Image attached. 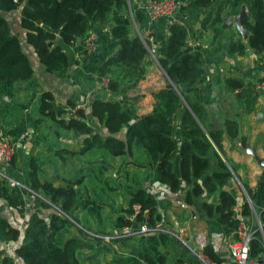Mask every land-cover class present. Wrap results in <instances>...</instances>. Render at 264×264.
Wrapping results in <instances>:
<instances>
[{
	"label": "trees",
	"instance_id": "obj_1",
	"mask_svg": "<svg viewBox=\"0 0 264 264\" xmlns=\"http://www.w3.org/2000/svg\"><path fill=\"white\" fill-rule=\"evenodd\" d=\"M134 1L145 3L146 0H0V85L11 95L17 89L16 84L23 85L19 83L29 80L34 73L21 42V31H13L8 17L1 12H19V29H22L24 40L31 45L42 69L52 76L63 77L69 70L67 47L84 40L92 31L93 24H109L113 12L121 13ZM214 2L191 0L181 5L180 10L197 19ZM243 5L247 8V16L241 19V26L247 32L246 42L230 39L227 52L243 55L248 48L259 54L264 50V0H220L209 29L213 37L222 36L223 16L227 13L232 17L237 15ZM131 29L127 23L110 26V36L118 40V47L97 67L98 72L109 77L108 87L112 93L146 73L144 60L152 50V43L137 34L130 35ZM167 30V35L159 40L156 50V60L166 77L165 85L155 92L157 102L154 110L137 120L132 119L118 98L99 95L82 108H76L75 102L68 101V108H76L73 115H68L67 108L54 109L51 91L38 93L35 101L38 113L36 122L40 125L42 121L49 120L60 129L71 131L75 137H79L78 143L72 146L63 144L55 137L48 141L50 133L41 131L37 138L47 140L53 147L52 155L46 161L43 154L35 153V146H31L27 155L28 190L20 184L11 186L8 176L0 177V264H14L13 256L5 253V245L19 238L21 242L14 253L24 264H80L76 250L83 244L76 237H65L64 232L67 226L73 225L72 219L77 221L74 212L84 206L75 188L83 176L70 185L55 184L44 166L51 167V158L65 163L91 149L106 151L112 156L130 155L132 142L139 143L153 162L158 184L175 194L184 187L183 201L194 206L197 212L203 210L204 219H213L217 223L221 231L216 237L212 231L207 234L204 253L214 262H234L229 248H223L224 240L235 236L238 225L232 211L237 197L227 188L234 168L222 160L214 145L222 151L224 133L231 140L239 138L242 146L246 145L245 137L240 135L239 123L234 118L223 119L220 126L206 122L205 105L184 92V84L196 82L203 76L205 57L200 50L183 51L188 36L186 24L173 21L167 25ZM224 86L235 91V99L242 113L249 114L256 110L258 93L254 89V82L240 77H226ZM7 113H11L13 118L6 125L13 126L18 122L20 111L9 101H1V117ZM211 151L215 152L216 159L211 158ZM214 161L218 167L216 170L212 169ZM10 163L16 164L15 153ZM243 187L254 210L243 199L240 214L243 218H252L254 211L264 232V171L259 177L258 189L251 188L248 183H243ZM24 192H29L37 200V208L27 213ZM207 195H216V198L202 201L198 206L194 198ZM133 203H139L142 211L147 212L150 227L160 222L156 196L147 187L138 188L132 193L129 208L115 220L120 234L114 241L127 244L128 238H134L142 247L132 246L128 255L118 254L111 247L108 251L113 261L116 264H168L173 235L156 230L136 232L144 216L140 212L133 223L127 219ZM4 207L15 210L21 217L26 215L22 228L9 222L3 215ZM125 226H132L134 233L126 235L127 232H122ZM253 229L248 258L263 262L264 240L257 226H253ZM78 231L84 238L103 243L102 238L85 229L78 228ZM217 238L221 239L220 244L213 242ZM223 249L227 250L228 255H223ZM176 259L183 263L182 259Z\"/></svg>",
	"mask_w": 264,
	"mask_h": 264
},
{
	"label": "crops",
	"instance_id": "obj_2",
	"mask_svg": "<svg viewBox=\"0 0 264 264\" xmlns=\"http://www.w3.org/2000/svg\"><path fill=\"white\" fill-rule=\"evenodd\" d=\"M147 1L149 0H146L145 3ZM189 1L191 0H180L181 5H186ZM219 1L220 0H215L209 8L202 11L198 15L197 19H193V17L188 15L186 12L181 11L180 7L174 18L176 22L187 25L188 36L186 39V46L183 51L200 50L203 52L205 57V72L203 76L196 82L184 84L183 90L185 93H191L196 99L205 105V109L207 115L210 116L211 123H215L213 120V112L220 114L221 122L223 119L230 117L228 116L230 114L229 109L224 101L226 98L228 100L235 99V91L225 88L224 79L226 77H240L245 80L256 82L264 75V63L258 54L253 53L252 50L246 48L245 54L243 55L228 54L227 43L230 39H240L243 43H245L247 39V32L243 28H238L233 21H229L227 19V17L230 16L228 13L223 16V35L220 37H213V32L209 29V24ZM132 4L133 6H131ZM132 4H129L130 7L128 5L127 9L123 10L121 13L113 12L109 24H93L91 32H94L97 35L98 43V48L95 53L77 55L76 52L80 51L83 40L77 41L74 46L67 47L69 70L65 76L55 77L48 74L42 69L41 64L38 62L35 64V67L33 66L34 73L32 78L19 83L23 85H15V88L17 89L13 94L10 95L7 90L0 85V102L4 100L9 101L10 104L16 105L20 111V114H18V122L13 126L6 125V123H9L10 119L13 118L11 113H7L2 117L0 114V138L5 136L11 139L15 147L16 156V164L12 165L9 162L0 165V173L2 175L8 176L11 180H16L21 187L28 190L27 155L31 146L34 145V152L43 154L46 161H48L47 159L52 155L51 149H53V147L49 145L47 140L41 141L37 138V135L41 131H43L44 134L50 133L47 137L48 141L55 137L63 144H69L72 146V144L76 145V143H78L77 141L79 137H75L71 131L62 129L57 131L50 125L52 122L49 120L48 122L42 121L39 125L35 120L38 116L33 114L35 113L34 109L36 108L35 101L40 91L49 90L54 96V109L56 110L64 107L68 109V115H73L72 109L68 108V101L75 102L76 106L83 105V107H85L93 97H97L99 95L105 96L104 92L99 89L100 78L105 75V73L98 72L97 67L118 47V40L112 39L109 33V28L112 24L127 23L131 25L132 29L130 35L133 36L135 34L143 35L145 33L151 35V52H155L157 50L159 40L164 38L168 33L167 25L170 23V20L167 18H159L157 20L150 21L148 20L142 7L144 3L134 1ZM1 13L6 17L15 16L19 27L18 11ZM245 13L247 15L246 6ZM20 31L21 36H23L22 29ZM144 61L146 62V58ZM150 85H156V83L152 81L151 74L146 70L144 75L139 76L134 82L121 88L108 98H118L124 108L131 114L132 119L137 120L143 115L151 113L156 105L157 101L155 92L157 91V88L153 89L154 93H152ZM235 103L237 109H234L232 117L230 118H234L238 122L240 115L245 118L242 121L244 126L240 124V135L244 137L248 132H250L251 138H254L256 137V133L260 132L259 135L264 133V98H259V96L257 97L255 103L256 110L249 114L241 112L236 99ZM258 112L261 113L259 123L250 129L249 126L254 122L253 119H256ZM216 125L217 124L214 126ZM230 141V138L224 133L222 135L221 144L224 145L223 149H225L227 156H230L231 163L235 166L234 172L236 176L241 178L244 183H248V185L252 188V186L256 185V178L264 171V167H261L259 163H256L254 158H251L248 155L240 154L238 151L228 150L226 146L230 143ZM254 150L258 155V151L256 149ZM94 151L96 150L91 149L82 155H76L73 158L68 159L65 163L51 158V167H49V165H45L44 168L51 175L55 184L70 185L71 181L73 182L79 176H83L81 182L78 185H75V188L77 186L78 189L82 190H85V187L91 189L87 185V180H89L90 176L86 173V170L97 164L95 159L91 158ZM222 160L226 163L223 158ZM175 163L177 164V158ZM68 165H74L75 169L79 172L74 175H67L68 177L65 178L62 171L64 167H67ZM56 167L60 169L57 177L53 175L54 171L56 172ZM212 169H218L216 161L213 162ZM156 176L157 173L155 168L152 177L153 189L152 186L149 188L147 187V189L156 196L158 211L161 216L163 210L160 208L159 200L177 199V203L173 204L174 206H176V204L179 206L182 205V218H188V221L196 219L200 220V223H202V217L204 216L203 210L197 212L194 206L188 205L183 201L185 188L182 187L177 194L172 193L166 186L160 185L156 182ZM55 178H58L60 181H57ZM64 181L67 183H63ZM85 194L91 195L90 191H85ZM24 196L27 202L26 213L28 210H35L37 208L36 198L29 192H24ZM212 198H216V195L204 196L200 199L194 198V200L196 204L200 206L202 201H210ZM2 212L11 224L22 228L26 218L25 214L21 217L15 210L8 207H4ZM200 217L202 219H200ZM174 219L175 216L171 214V220ZM160 222L162 221L160 220ZM200 223L198 224L199 226L201 225ZM182 226H184L187 230V237L190 239L189 242H192V236L198 232L193 233L188 226ZM206 229L205 225H201L199 231L207 232ZM217 231L219 230L217 229ZM219 240L221 239H213V242L216 244L218 242V244H220L221 241ZM20 242L21 238L5 245V253L13 256L14 264H24L23 261L14 253V249L20 244ZM223 245V248L227 247L226 239L224 240ZM222 251L223 255H228L227 250L225 251L223 249Z\"/></svg>",
	"mask_w": 264,
	"mask_h": 264
},
{
	"label": "rangeland",
	"instance_id": "obj_3",
	"mask_svg": "<svg viewBox=\"0 0 264 264\" xmlns=\"http://www.w3.org/2000/svg\"><path fill=\"white\" fill-rule=\"evenodd\" d=\"M137 2L143 3L141 1ZM131 6H133V4ZM15 18V16L8 17L12 25V30L20 31ZM21 42L25 52L29 56L32 66L35 67V64L38 63V59L31 45L25 42L23 36H21ZM144 66L147 67L146 70L151 74L152 81L156 83V85H150V87L152 88V93H154L153 89L157 88L158 90L160 87H163L165 85L166 79L163 70L156 60V51L149 53V55L146 57V62L144 61ZM190 95L192 94L190 93ZM224 102L226 103V106L228 107L230 112L228 116L232 117V112L234 111V109H237L235 99L228 100L226 98ZM34 112L35 113L33 114L38 116L36 108L34 109ZM213 116V120L215 122L213 123V125L217 124L216 126H220V114H216L215 112H213ZM243 119H245L244 116L240 115L238 122L239 127L240 124L244 126V123H242ZM205 120L206 122H211L210 116L206 115ZM259 120L260 117H256V119H253L254 122L249 126L250 129L253 126H256L257 123H259ZM50 125L57 131H60V128L55 124L50 123ZM259 133L260 132L255 134L256 137L251 138V133L248 132L246 136H244L246 142L245 147L241 146V144H239L240 139L236 138L232 140L230 139L231 141L226 146V148H228V150L230 151H238L240 152V154L248 155L251 158H254L250 153L246 151V147H250L258 151L259 158H263L264 133H261L260 135ZM223 147L224 145H222V151H219V149L214 145L215 151H217V153L226 161L227 165H231L233 168H235V166L231 163L230 156H227V153L225 149H223ZM130 150V155L125 154L119 157L112 156L108 152L102 150L94 151L91 158H94L97 164L91 166L86 170V173H88L90 176L89 180H87V185L91 189L85 187V190H82L78 189L76 186L79 191L80 202L84 204V206L80 207L74 212V216L76 217L77 221L72 219L73 225L67 226L65 228L64 236L76 237L83 244L81 248L76 250V256L80 264H116V262L112 259L111 252L108 251L111 247L115 249L118 254L123 255L130 254L132 246L142 247L140 242L134 238H128L126 240L127 244H124L121 241H114L120 234L119 229L115 227V220L120 213H123L124 210L129 208L132 200V193L138 188L142 187L149 188L152 186L153 189L152 177L155 170L153 162L150 160L144 148L139 143L132 142ZM210 156L211 158L216 159L214 151H211ZM255 161L256 163H259L257 160ZM260 166L264 167V165ZM175 167L177 168L176 163ZM59 172L60 169L56 167V172L54 171L53 175L57 177V175H59ZM78 172L79 171L75 169L74 165H68L67 167H64L62 171L65 178H67L71 174H77ZM261 173L257 176V183L255 186H252V188L258 189L259 177ZM55 179L57 181H60L58 180V178ZM63 183L66 184L67 182L64 181ZM71 183L72 181L70 182V184ZM240 183L243 184L244 182L241 178H238L236 176L235 172H233V176L230 179L228 186H235L240 190L241 193H236L235 195L237 197V203L242 204L243 199L247 200V197L245 196ZM85 191H90L92 196L85 194ZM93 201H96L95 204L92 203ZM173 203H177V199L159 200L160 208L163 210L160 220L162 221L166 229L175 231L177 227L186 225L193 231V233H196L199 231L201 225H205L207 228V234H210L212 231L214 237H216L219 231H221L217 227V223L213 219H204L202 217L203 222L200 223V220L191 219L190 221H188V218H182V205L179 206L176 204V206H174ZM171 214L175 216L174 220H171ZM202 218L200 217V219ZM248 219L251 220L253 226H257L258 228L260 220L255 212L252 218L250 217ZM199 223L201 224L200 226L198 225ZM78 228L85 229L88 232L97 235L98 237L103 239V243L97 244L96 240L94 239H87L82 237L78 231ZM217 229L219 231H217ZM188 243L191 246L193 245L192 242ZM168 256V264H181L177 262L178 260L176 258L182 259L184 264H203L198 260V258L191 252L189 248L177 241L175 238L173 239V249H171V252Z\"/></svg>",
	"mask_w": 264,
	"mask_h": 264
},
{
	"label": "built area",
	"instance_id": "obj_4",
	"mask_svg": "<svg viewBox=\"0 0 264 264\" xmlns=\"http://www.w3.org/2000/svg\"><path fill=\"white\" fill-rule=\"evenodd\" d=\"M180 0H149L142 5L145 14L150 21L157 20L159 18H167L171 22L175 21V14L180 7ZM181 24V23H180ZM142 39H148V41L152 42V36L145 33L143 35H139ZM98 48L97 43V35L94 32H90L88 36L82 41V46L79 52H76L77 55L82 54H93L96 52ZM261 60L264 63V50L258 54ZM109 77L107 75H103L99 81V89L104 92L106 97L112 96L114 93L108 87ZM254 89L258 93L259 98H264V75L261 79L254 82ZM83 105H78L76 108H82ZM75 108V109H76ZM75 109H72V114H74ZM15 153V147L13 142L9 137L0 138V165L9 163L12 156ZM0 173V177H2ZM10 185L15 186L19 185V183L15 180H11ZM241 186V183H240ZM229 191L236 193H241L239 189L235 186H228ZM247 201V200H246ZM248 202V201H247ZM240 203H236L232 207V211L234 216L238 219L237 229L235 231V236H229L226 239L227 247L229 248V252L231 257L234 259V262H214L212 261L205 253L204 248L208 242V236L206 231H198L194 236H192L191 240L193 245L191 246L188 242L190 239L187 237L188 233L184 226H179L175 231H170L166 229L162 222H156L154 227H150L148 225L147 219L148 214L146 211H142L141 205L139 203H133L131 205V212L127 215V219L130 222H135L136 216L142 212L144 216L143 222L137 227L136 232L139 233H147L152 230L156 231H164L169 232L173 235V237L185 245L187 248L191 250V252L198 258L200 262L203 264H264L263 262H257L254 260H250L248 258L249 248L248 244L251 238L253 237L254 229L253 224L250 219L243 218L240 214ZM254 214V211H253ZM260 225V224H259ZM132 226H125L122 228V232H127L126 235L134 233L132 231ZM258 229V228H257Z\"/></svg>",
	"mask_w": 264,
	"mask_h": 264
},
{
	"label": "water",
	"instance_id": "obj_5",
	"mask_svg": "<svg viewBox=\"0 0 264 264\" xmlns=\"http://www.w3.org/2000/svg\"><path fill=\"white\" fill-rule=\"evenodd\" d=\"M180 5H181V4H180ZM246 16H247V15H246V13H245V6L243 5L242 8H241V11H240L237 15H235V16H233V17H232V16H229V17H227V19H228L229 21H233V23H234L238 28L242 29V26H241V19H242L243 17H246ZM170 22H171V21H170ZM260 116H261V113L258 112V113H257V118L260 117ZM246 151H247L248 153H250V154L254 157V159L257 160V161L259 162L260 165H264V157H263V158H259L258 155L256 154V152H255L254 149H252V148H250V147H247V148H246ZM241 186H242V189H243V191H244L245 196L247 197V201H248L250 207L252 208V210H254L253 204H252L250 198L247 196V193H246V191H245V189H244V187H243V184H241ZM258 230L260 231V234H261V236H262V238H263V240H264V232H263V228H262L261 223H260V225L258 226Z\"/></svg>",
	"mask_w": 264,
	"mask_h": 264
}]
</instances>
